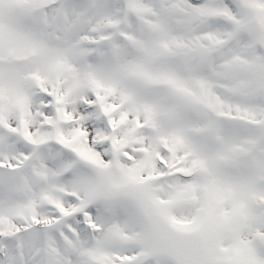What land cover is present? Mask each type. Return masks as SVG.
<instances>
[{
  "label": "snow or ice",
  "instance_id": "6c2138e0",
  "mask_svg": "<svg viewBox=\"0 0 264 264\" xmlns=\"http://www.w3.org/2000/svg\"><path fill=\"white\" fill-rule=\"evenodd\" d=\"M0 264H264V0H0Z\"/></svg>",
  "mask_w": 264,
  "mask_h": 264
}]
</instances>
